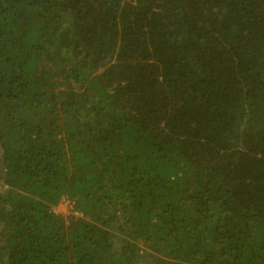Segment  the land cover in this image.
I'll return each mask as SVG.
<instances>
[{"label":"trees","instance_id":"16d2710c","mask_svg":"<svg viewBox=\"0 0 264 264\" xmlns=\"http://www.w3.org/2000/svg\"><path fill=\"white\" fill-rule=\"evenodd\" d=\"M0 264H264V0H0Z\"/></svg>","mask_w":264,"mask_h":264},{"label":"rangeland","instance_id":"374dc122","mask_svg":"<svg viewBox=\"0 0 264 264\" xmlns=\"http://www.w3.org/2000/svg\"><path fill=\"white\" fill-rule=\"evenodd\" d=\"M54 211L63 216L64 218H67L68 216H75L77 217L78 215L73 211L72 205L69 202H64L58 207L54 209Z\"/></svg>","mask_w":264,"mask_h":264}]
</instances>
